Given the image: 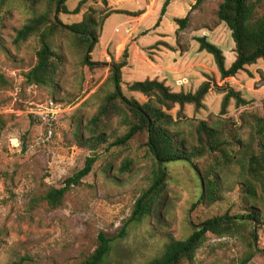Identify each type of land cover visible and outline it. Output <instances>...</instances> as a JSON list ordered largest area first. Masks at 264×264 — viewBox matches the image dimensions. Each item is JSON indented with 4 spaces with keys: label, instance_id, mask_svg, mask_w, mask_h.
Returning <instances> with one entry per match:
<instances>
[{
    "label": "rangeland",
    "instance_id": "374dc122",
    "mask_svg": "<svg viewBox=\"0 0 264 264\" xmlns=\"http://www.w3.org/2000/svg\"><path fill=\"white\" fill-rule=\"evenodd\" d=\"M80 1L66 0L65 5L73 11ZM165 2L107 0L106 9L101 0H87L79 14H60L63 24L72 25L91 10L96 20L113 8L125 13L152 11L138 32L126 31L135 25L128 23L134 17L112 14L107 18L91 53V60L100 63L97 69L81 65V54L70 38L56 37L54 46L65 64L55 77L54 90H49L24 84L23 73L36 62L35 41L14 43L16 31L43 12L45 4L34 12L24 0H0V73L12 83L11 90H0V115L6 121L0 137V264H80L97 248L100 233L114 239L107 264H147L162 256L170 238H187L193 225L262 207L260 191L248 197L241 185L247 151L243 147L253 151L258 141H264V128L257 134L258 120H264V62L259 60L221 81L213 57L199 51L196 39L205 37L218 47L225 67H230L234 43L228 28L216 18L222 0H205L192 10L195 0H169L162 16ZM186 17V28L178 30L174 20ZM125 49L128 58L121 71V91L140 105L147 99L128 90L134 82L157 79L173 93H194L203 82H210L204 108L195 111L186 106L177 118L175 107L169 112L175 121L169 130L191 147L196 124L205 121L228 142L235 160L214 170L220 199L211 205L197 204L204 181L196 169L204 171L211 158L166 163L168 177L156 213L128 225L120 237L135 201L150 186L152 159L144 145L146 138L137 137L125 147L109 146L126 130L118 117H111L97 129L105 133L106 143L93 148L78 140L91 138L89 122L112 90L106 83L110 65L122 59ZM219 87L238 93L245 105L237 106L230 99L220 115L225 94ZM91 156L96 157L91 173L66 194L60 208L50 210L44 203L31 208L32 199L62 187ZM126 162L129 169L122 173ZM253 228V242L251 224L231 235L207 236L192 264H241L248 257L247 264H264V220Z\"/></svg>",
    "mask_w": 264,
    "mask_h": 264
},
{
    "label": "trees",
    "instance_id": "16d2710c",
    "mask_svg": "<svg viewBox=\"0 0 264 264\" xmlns=\"http://www.w3.org/2000/svg\"><path fill=\"white\" fill-rule=\"evenodd\" d=\"M35 12L40 4H45L44 11L28 19L26 23L16 31L14 43L25 42L33 39L37 45L35 50V65L23 73L24 84L49 90L55 88V77L65 64V57L54 46L56 37L70 38L73 45L81 54V65L88 70L97 69L100 63L91 60V53L99 42L102 27L107 18L112 14H127L138 18L143 12L125 13L117 10L105 11V14L96 20L94 10L84 14L81 22L65 25L59 20L60 14L76 15L87 0H81L73 11H69L65 5L66 0H24ZM205 0H195L191 10ZM103 8H108L107 0H101ZM169 0L164 3L161 15L163 16ZM101 11V12H103ZM219 24H224L231 33L234 43L235 59L229 68L225 67V57L222 51L207 41L205 37L196 39L200 52H206L213 57L221 81L233 78L248 66L255 65L259 60L264 62V0H222L216 11ZM178 30H184L188 18L174 20ZM121 60L110 65L111 76L106 80L112 90L106 93L97 112L90 120L91 138L85 139L79 136V143L92 144L95 148L107 142L105 133H98L99 126L108 118L118 117L120 124L126 130L122 137L116 139L109 146L125 147L132 140L145 136V147L152 159L150 186L135 201L129 219L123 227L120 237L125 234L126 227L137 224L143 219L152 218L156 213L164 192L168 171L166 163L186 160L211 158L212 164L201 172L204 181L203 191L197 201L199 205H211L220 197L218 194V176L214 170L220 166H228L235 160L230 155L229 144L222 140L217 130L209 126L205 121H199L195 126V144L186 146L185 141L177 137V133L169 130L175 123L169 113L175 107L179 108L177 118L181 117V110L186 106H192L195 111L204 108V99L211 90L209 81L203 82L194 93H173L165 84L157 79L134 82L128 85V90L139 93L147 101L140 105L135 100L126 99L121 91V71L127 66V49L122 53ZM222 100L220 115H224L230 99L237 106L245 105V101L231 89L225 91ZM12 83L0 73V90L9 91ZM3 104V103H1ZM0 104V106H1ZM260 130L264 128V120H258ZM6 127L3 115H0V137ZM256 127V129H257ZM240 146L243 145L239 141ZM257 149H247L244 159L242 192L248 197H255L257 190L262 196V207H252L247 214L228 216L223 215L209 219L202 224L193 225L192 233L184 240L169 239V242L161 257L147 264H192L196 251L203 244L207 236H223L234 234L236 229H245L247 224L252 225V242L256 239L254 225L264 220V141H258ZM243 157V156H242ZM241 157V158H242ZM96 162V157L91 156L85 160L84 166L63 182L60 188H50L43 195L31 200V208L39 203L47 205L48 209L55 210L62 206L66 194L87 177ZM213 162L215 164H213ZM130 163L126 162L121 167V172L129 169ZM263 208V209H262ZM114 239L98 235V246L93 254L80 264H107V258L111 252ZM257 250V249H256ZM255 253V249H253ZM250 258H246L241 264H247Z\"/></svg>",
    "mask_w": 264,
    "mask_h": 264
},
{
    "label": "crops",
    "instance_id": "0c3cea01",
    "mask_svg": "<svg viewBox=\"0 0 264 264\" xmlns=\"http://www.w3.org/2000/svg\"><path fill=\"white\" fill-rule=\"evenodd\" d=\"M115 7H118V5H115ZM113 10H117L119 11L117 8H113ZM140 12H143V14L138 17V18H130L131 20L128 21V23H134L135 25L133 27H129V28H126V31L129 30L132 31V32H138L141 30V26L142 24L148 19V17L152 14L151 12L152 11H149V8L146 9V11L144 12L143 10H140Z\"/></svg>",
    "mask_w": 264,
    "mask_h": 264
}]
</instances>
